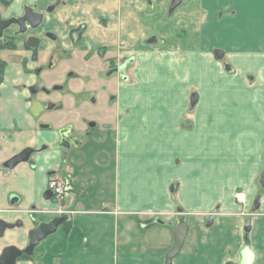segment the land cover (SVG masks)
<instances>
[{"label":"crops","instance_id":"0c3cea01","mask_svg":"<svg viewBox=\"0 0 264 264\" xmlns=\"http://www.w3.org/2000/svg\"><path fill=\"white\" fill-rule=\"evenodd\" d=\"M22 1L15 0L12 9ZM65 1L49 16L64 48L83 55L94 44H106L101 28L88 25L80 42L70 45L69 27L62 23L74 15L88 23L91 12L78 4L81 1L75 0L72 7L70 0ZM48 2L42 0V7ZM175 11L170 28H184L186 34L172 39V53L155 61L159 73L168 67L174 73H222L215 50L223 51L234 73H264V0H180ZM11 70L13 76L0 87V220L22 225L0 237V253L9 246L24 249L28 231L67 215L31 256L25 254L15 264H165L180 211L188 232L171 264H237L245 234L253 264H264V189L259 183L264 170V119L259 112L254 115L250 101L214 107L231 111L241 106L249 109V117L230 124L232 114L221 113L226 120L213 122L227 123L234 133L216 137L210 145L204 144L202 129L197 132L205 122L199 119L202 94L194 132L181 134L187 105L121 103L116 89L99 93L100 104L90 107L85 98L92 92L85 89V74L80 73L66 92L55 89L51 97L40 96L41 101H64L35 118L28 92L18 88L29 80L17 64L12 63ZM109 93L116 95L112 103ZM89 121L98 125L84 134ZM65 126L78 130L80 143L59 146ZM25 148L34 149L27 161L4 167ZM219 150L227 156L219 159ZM53 175L69 184L64 203L53 196L44 198ZM136 234L143 236L138 248L131 246Z\"/></svg>","mask_w":264,"mask_h":264},{"label":"rangeland","instance_id":"374dc122","mask_svg":"<svg viewBox=\"0 0 264 264\" xmlns=\"http://www.w3.org/2000/svg\"><path fill=\"white\" fill-rule=\"evenodd\" d=\"M169 1L91 0L90 2L78 3L87 12H91V17L88 18L87 23L90 29L101 28V35L102 33L106 34L105 38L109 45L116 35L120 45L122 44L121 51L126 65L123 73L126 75V79L122 80L117 90L121 103L122 101L130 104L136 101L142 103L148 101V104L152 102L163 104L165 102L171 104L172 108L181 103L184 106L187 105V118L179 128L182 129L181 134L184 131L185 134H190L191 131L194 132L196 107L200 102L199 96L202 94L204 107L202 116L200 115L199 119L204 118L205 122L201 126L198 125L197 132L202 129L204 144L211 142L210 145L214 144L211 141L212 139L216 137L223 138L222 135L227 138L234 133L233 127H229L227 123H215L217 119L220 120L219 122L226 120L228 112L232 114L229 116L230 124L241 121L242 117L243 119H245V116L249 117V109L246 110L241 106L238 108L231 107V111H227L226 106L214 111V107L218 108L226 102L234 105L250 101L254 115L259 112L260 118L264 119V73H249L244 76L234 73L233 66L224 56L219 62L222 73H174V70L169 67L159 73L156 66H154L155 61L161 58L164 60L165 57L169 56L173 51L169 47L172 39L182 38L186 34L184 28L177 29L178 26L175 30H172V27L170 28V25H172L171 18L176 13L175 9L177 7L169 12ZM122 11H124V14ZM99 20V24H103V26L100 25L101 27L97 25ZM74 22H77V20L74 19ZM119 33L121 36H119ZM151 33L156 34L157 38L153 43H147V38ZM129 56L133 57V61L129 62L127 60ZM248 65L249 68L255 67L253 64ZM226 68H229V71ZM79 71H82V66H80ZM43 85L45 89L52 88L51 85L48 86L49 83L45 84L44 82ZM138 86L146 88V90L143 89V92ZM194 92L198 95L199 100L195 104L189 100V95ZM136 96H138V99ZM79 100L83 101L82 98H79ZM145 104L147 106V103ZM223 112L227 115L221 114ZM250 115L254 119V115L252 113ZM225 149L228 153L229 147L225 145ZM218 154L221 155L219 159L227 156L221 150L218 151ZM252 155H254V152H252ZM255 160L253 158L254 162ZM186 165L183 164L182 170H186ZM142 239L141 234H136L133 237L131 246L138 248L142 244Z\"/></svg>","mask_w":264,"mask_h":264},{"label":"flooded vegetation","instance_id":"af4514ba","mask_svg":"<svg viewBox=\"0 0 264 264\" xmlns=\"http://www.w3.org/2000/svg\"><path fill=\"white\" fill-rule=\"evenodd\" d=\"M74 1H69L70 7L74 5ZM76 1L84 3L91 0ZM172 1H169V8ZM14 2L15 0H0V87L6 84L9 78L13 76L11 73V64L13 63L20 68L19 73L29 80L28 83L23 80L21 85L20 83L18 85L19 89L28 92L30 97L27 102L38 100L43 103L47 110H49V107L50 109L53 108L56 104L60 105L64 99L60 98L59 104L55 101H41L39 97H51L50 94L55 89L66 92L70 83H74L77 80L78 73L85 74V89L88 92H92L85 98V102L90 107L100 104L99 93L103 95L113 90L116 92L122 80L126 79V75L123 73L126 65L124 64L125 61L121 51L122 44L120 45L117 38H114L110 45L100 42L86 49L83 55L77 54L73 49L64 48L61 37L51 27L52 23L49 20V16L54 15L60 5H66L65 0H49L44 7H42V0H24L19 3L16 9H12ZM178 5L179 3L176 7ZM169 12L171 11L169 10ZM26 13L30 15L31 22L24 21L22 25L15 22L23 18ZM38 16L40 17L39 20L36 18ZM76 17L74 15L72 20L62 23L65 27H69L67 40L72 47L80 42L88 27V24L80 19L74 22ZM99 23L100 20L98 21L100 26L102 23ZM153 35L154 33L147 40ZM46 43L51 44V46H45ZM131 58L133 59V57ZM131 58H127V60L130 62ZM80 66H82V71H79ZM44 82L45 84L49 83L48 86L51 85L52 88L45 89ZM115 98V94L109 93L107 100L112 103L111 101L115 100ZM47 110H44L40 115ZM97 125L95 121L87 122L89 130L86 128L87 130L84 131V134H89L91 129ZM61 133L62 135L58 142L59 146L67 148L73 143H80L77 137L78 130L75 127L65 126ZM24 255L22 254V256Z\"/></svg>","mask_w":264,"mask_h":264},{"label":"water","instance_id":"95a60500","mask_svg":"<svg viewBox=\"0 0 264 264\" xmlns=\"http://www.w3.org/2000/svg\"><path fill=\"white\" fill-rule=\"evenodd\" d=\"M179 3V0H173L170 4L169 10L172 11L177 4ZM39 20V16L36 17ZM24 21L31 22L30 15L27 13L25 16L15 22L19 23L20 25L23 24ZM156 40V35L154 34L152 37H150L146 42L147 43H153ZM223 51L221 50H215L214 56L217 59H221L223 57ZM229 70V68H226ZM198 100V95L194 93L190 96V102L196 103ZM49 107V105H48ZM50 109V107L48 108ZM46 108L43 106V104L38 100H32L30 102V113L37 118ZM34 152V149L32 148H25L22 151H20L18 154L11 157L9 160H7L4 163L5 168H13L20 162L27 161L30 157V155ZM260 185L264 189V170L261 174ZM52 197V193L50 190L44 195L45 199H50ZM257 202H255V205ZM67 219V215H62L59 217L53 218L48 223H40L37 227L34 229H31L28 231V244L24 249H19L15 246H9L5 247L3 251L0 254V264H15V262L22 256V254H26L28 256L32 255V252L35 248V246L42 241L44 238H46L48 235L53 234L57 228L65 222ZM176 225L173 229V240L174 243L172 247L167 251L165 255V264H171V261L179 254L180 249L184 243V240L186 238L187 232H188V225L185 222L184 215L179 213L176 215ZM22 225L21 221H17L16 223H7L3 220H0V237L4 234L5 230H12L16 227H20ZM247 230V229H246ZM254 253L251 250L249 243H248V237L245 234L244 235V247L240 252V260L237 264H253L254 262Z\"/></svg>","mask_w":264,"mask_h":264},{"label":"built area","instance_id":"2783aa9c","mask_svg":"<svg viewBox=\"0 0 264 264\" xmlns=\"http://www.w3.org/2000/svg\"><path fill=\"white\" fill-rule=\"evenodd\" d=\"M48 189L58 203H64L69 195L70 188L66 179L53 175L48 180ZM60 212H63V209Z\"/></svg>","mask_w":264,"mask_h":264}]
</instances>
